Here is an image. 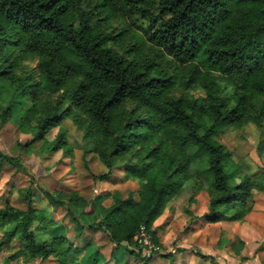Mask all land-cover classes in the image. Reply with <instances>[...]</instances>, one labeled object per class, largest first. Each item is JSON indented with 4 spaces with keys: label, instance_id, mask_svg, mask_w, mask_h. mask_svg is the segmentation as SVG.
Listing matches in <instances>:
<instances>
[{
    "label": "trees",
    "instance_id": "1",
    "mask_svg": "<svg viewBox=\"0 0 264 264\" xmlns=\"http://www.w3.org/2000/svg\"><path fill=\"white\" fill-rule=\"evenodd\" d=\"M93 3L95 8L86 7ZM96 11L104 16L103 23L97 19ZM134 15L151 18L152 32L142 43L149 42L144 59L138 55L128 58L105 40L104 25L122 20L127 26V22L134 21ZM124 36H130L127 30ZM0 40V57L10 64L0 66V85L15 86L17 91L5 109L10 115L23 112L24 95L35 98L41 93L71 90L70 86L79 80L78 87L71 90L73 109L42 121L36 136L23 147L47 139L63 120L72 114L77 116L75 112L80 110L91 120L90 130L100 140L105 142L115 135L117 138L111 144L113 151L99 152L108 168L99 180L108 181L118 167L127 174L125 178L145 181L139 199L130 193L106 208L103 219L88 225L92 231L106 232L114 244L138 248V252L131 254L141 264H151L154 255H143L135 241L137 232L145 226L154 243L160 245L154 224L168 199L188 180L193 161L200 158L208 188L217 195L204 215L208 223L242 221L248 199L253 197L256 187L264 188L249 178L233 182L234 177L227 170L230 151L217 139L224 127L246 120L264 129V0H0ZM9 49L40 59L41 78L33 91L26 88L25 79L15 76V63L5 57ZM179 68H189L191 78L187 85L200 81L208 90L206 98L169 95L179 82ZM219 81H224L220 83L224 88L232 86L228 97L215 95L221 86ZM127 102L137 103L147 116L128 119L124 107ZM124 133L129 134L128 141ZM64 135L59 131L55 150L65 148ZM155 141H160V146L144 156ZM139 146L137 156L141 164L118 162L121 155ZM163 147L174 148L186 157V164L170 175L166 165L173 166L175 160ZM67 151L64 154L68 155ZM6 164L23 168L19 158L0 149V174ZM28 194L26 209L12 203L0 208V223L7 225L0 249L16 238L20 249L7 258L8 262L20 256L42 260L53 256L63 260L71 248H61L68 238L52 234L49 219L43 217ZM47 195L53 205H64L53 194ZM69 201L75 209L71 210V219L81 234L86 226L75 211L82 214L88 202L74 194ZM196 255L209 259L211 264L217 260L212 255ZM161 257L171 258L174 264L172 254Z\"/></svg>",
    "mask_w": 264,
    "mask_h": 264
},
{
    "label": "rangeland",
    "instance_id": "2",
    "mask_svg": "<svg viewBox=\"0 0 264 264\" xmlns=\"http://www.w3.org/2000/svg\"><path fill=\"white\" fill-rule=\"evenodd\" d=\"M95 5L96 3L87 4L86 7L95 8L97 6ZM96 12L97 19L103 23L104 16ZM150 20L151 18L134 15V21L127 22V26L122 20H114L108 26L104 25L107 45L116 48L128 58L132 59L138 55L144 59L148 55L149 42L142 43L147 41L152 32ZM125 30L130 35L127 38L124 36ZM6 51L5 57L9 62L15 63V76L25 79L24 85L33 91L35 83L41 78L40 59L18 49ZM0 66L9 67L10 64L0 57ZM173 68L174 73L176 67ZM188 70L189 68L177 69L179 82L175 84L169 95L206 98L208 90L200 81L187 85V81L191 78L188 76ZM78 82H74L70 89H76ZM220 83L224 81H219L218 84ZM71 90L41 93L35 98L32 95H24L23 112L20 115H10L5 109L10 100L17 95V91L15 86L0 85V149L12 157L19 158L23 164V168H15L8 164L4 166L0 174V208L6 203H12L26 209L25 199L29 193L35 207L45 212L47 216L54 217L51 221L55 225L50 228L65 236L69 234L70 239L74 240L76 224L71 219V210L74 207L69 201L72 194L88 202L82 214L79 211L75 213L86 226L84 229L89 231L88 225L100 221L105 216L106 208L113 202V193L119 194L118 201L127 198L130 193H133L137 200L145 181L141 178H125L127 174L118 167L113 169L108 181L99 180L108 172L99 152L101 149L113 151L111 144L117 141V138L115 135L105 142L100 140L90 130L93 127L91 120L80 110L75 112L77 116L72 114L63 120L47 135V139L28 148L23 147L36 136L42 121L50 116H57L61 111L73 109V102L70 101ZM231 91V85L226 88L221 85L215 90V95L227 94L228 97ZM124 107L128 119L147 116L146 110L138 108L137 103L127 102ZM56 110L59 111L57 114ZM59 131L65 133L66 146L57 151L55 146ZM124 135L125 140L128 141L129 134L124 133ZM217 139L230 151L227 170L232 178L234 177V183L249 178L252 182L264 185V129L257 123L246 120L240 124L224 127ZM159 146L160 141L150 143L143 155H147L151 149ZM65 149L68 150V155L64 154ZM140 149L141 146L121 155L118 162L122 161L126 165L129 162L141 164L142 160L137 156ZM163 150L175 160L173 166L166 165L169 175L186 164V157L177 154L174 148L163 147ZM187 174L190 175L188 180L168 199L163 214L154 224L160 243V245L156 244L158 248L155 252L156 257L172 254L175 258L174 264H211L209 259L197 256L196 253L199 252L217 257L215 264H264V188L256 187L253 197L247 201V212L242 221L208 223L204 215L209 212L211 199L217 195L208 188V181L200 168V158L190 164ZM175 180L177 181L178 178ZM47 192L53 194L56 199L64 201V205L59 207L53 205ZM37 226L38 222L33 224L32 229L35 230ZM6 227L7 225L0 223V241ZM97 237L98 240H103L104 236L99 234ZM80 245L83 247L82 243ZM132 248L135 252L139 251L134 246ZM18 249L20 244L16 238L11 244L1 248L0 264H56L54 259L43 261L24 256L8 262L7 258ZM104 253L105 264H114L110 251ZM128 255L130 253L125 248H121L116 253L115 260L118 262L120 259V264H126L125 258ZM157 261H160L159 264H170L171 258L159 257Z\"/></svg>",
    "mask_w": 264,
    "mask_h": 264
},
{
    "label": "crops",
    "instance_id": "3",
    "mask_svg": "<svg viewBox=\"0 0 264 264\" xmlns=\"http://www.w3.org/2000/svg\"><path fill=\"white\" fill-rule=\"evenodd\" d=\"M118 195L119 194L117 192L113 193V197H112L113 202L111 203V205L114 202L118 201V198H117ZM110 206H108V207H110ZM42 214H43L44 218L49 219V223H50L49 227H51L52 225H55V223L51 221L54 219L53 216H47L45 214V212H42ZM155 226L156 225H154V228L156 229ZM52 232H53L52 234L60 235V233L55 232V229L52 230ZM78 233L79 232L76 229V234H75L74 240L70 239L69 234L66 235V237L68 238V241L66 243H64V245L61 246V248L65 249V250L68 249L69 247H71V248L68 251V253L63 257V260H61L59 257H53V256L48 258V259H45V260L54 259L56 261V264H62V261H65L69 264H103V263L105 264L106 257H105L104 252L110 251V256H111L112 262L114 264H120V259L118 260V262H117V260H115L117 257L116 253L118 252L119 249L125 248L128 251V253H130V255L126 256V258H125L126 264H141V261L136 256H133L131 254V251H134V248H132V247L127 248V246H125V245H117V244L112 243L109 240L106 232H103L100 230H98V231H92V230L87 231L84 229L81 232V234H78ZM99 234L104 236L103 240H98L97 236H99ZM80 243L83 244V247L80 245ZM94 253L98 254V256H96ZM90 254H93V255H90ZM94 256H96V257H94ZM155 257H156V254H154L151 264L154 262H155V264L160 263V261H157V259L161 256H158L156 258ZM35 259H40V258H35ZM45 260H43V261H45ZM174 262H175V258H174ZM161 263H163V262H161ZM165 263H169V262H165ZM170 264H171V262H170Z\"/></svg>",
    "mask_w": 264,
    "mask_h": 264
},
{
    "label": "built area",
    "instance_id": "4",
    "mask_svg": "<svg viewBox=\"0 0 264 264\" xmlns=\"http://www.w3.org/2000/svg\"><path fill=\"white\" fill-rule=\"evenodd\" d=\"M135 241L142 248L145 257H151L158 250L156 244L152 240L151 234L145 226H142L135 236Z\"/></svg>",
    "mask_w": 264,
    "mask_h": 264
}]
</instances>
